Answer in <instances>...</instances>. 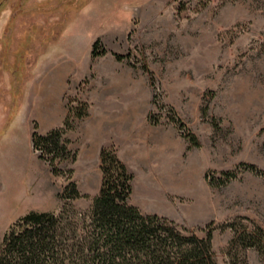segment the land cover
<instances>
[{"label":"rangeland","instance_id":"obj_1","mask_svg":"<svg viewBox=\"0 0 264 264\" xmlns=\"http://www.w3.org/2000/svg\"><path fill=\"white\" fill-rule=\"evenodd\" d=\"M96 40L107 53L92 59ZM67 117L75 159L55 175L31 135ZM94 141L134 164L130 204L188 229L212 223L216 262L230 264V225L264 230V177L240 167L264 171V0H0V243L29 211L58 213L69 182L85 196L74 207L89 208ZM231 253L264 264L253 248Z\"/></svg>","mask_w":264,"mask_h":264},{"label":"trees","instance_id":"obj_2","mask_svg":"<svg viewBox=\"0 0 264 264\" xmlns=\"http://www.w3.org/2000/svg\"><path fill=\"white\" fill-rule=\"evenodd\" d=\"M107 52L96 40L91 58ZM121 61L126 56L114 54ZM77 118L87 116L81 109ZM206 111V110H205ZM179 121V120H178ZM153 123H158L153 120ZM185 138L195 147L199 142L184 123ZM73 125L66 118L62 128L45 135L34 127L31 144L38 158L45 161L53 174H58L57 164L75 159L68 149L64 134ZM243 171L264 177V171L253 164H240ZM100 186L86 211H79L72 201L85 198L76 184L69 182L59 199L63 201L58 213L29 211L4 233L0 243V264H217L212 247L215 227L188 229L164 216L143 213L130 204L132 193L131 171L118 158L113 146L99 152ZM223 183L236 177V172L222 174ZM229 242L230 264H247L246 259L232 255V249L253 248L264 261V230L232 228Z\"/></svg>","mask_w":264,"mask_h":264},{"label":"crops","instance_id":"obj_3","mask_svg":"<svg viewBox=\"0 0 264 264\" xmlns=\"http://www.w3.org/2000/svg\"><path fill=\"white\" fill-rule=\"evenodd\" d=\"M54 112H50L49 116L51 117L50 119H53ZM105 144L103 143H98V142H93L91 144V153L88 159H85V166L84 168H99V152L98 147ZM118 158L126 165V167L129 169L131 166L134 167L133 163H129L126 158L122 156L121 153H117ZM136 161V168H151L148 160H146L144 157H138V159L135 158ZM139 208V207H138ZM140 209V208H139Z\"/></svg>","mask_w":264,"mask_h":264}]
</instances>
